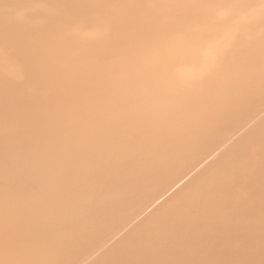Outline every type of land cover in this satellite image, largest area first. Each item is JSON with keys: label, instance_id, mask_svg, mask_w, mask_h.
Masks as SVG:
<instances>
[{"label": "bare ground", "instance_id": "obj_1", "mask_svg": "<svg viewBox=\"0 0 264 264\" xmlns=\"http://www.w3.org/2000/svg\"><path fill=\"white\" fill-rule=\"evenodd\" d=\"M0 264H264V0H0Z\"/></svg>", "mask_w": 264, "mask_h": 264}]
</instances>
